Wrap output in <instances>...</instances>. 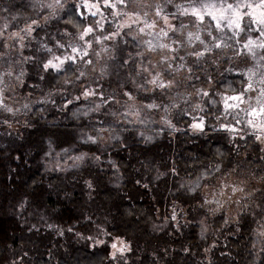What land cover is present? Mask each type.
Instances as JSON below:
<instances>
[{"label":"trees","instance_id":"obj_1","mask_svg":"<svg viewBox=\"0 0 264 264\" xmlns=\"http://www.w3.org/2000/svg\"><path fill=\"white\" fill-rule=\"evenodd\" d=\"M46 11L35 0H0V18L7 21ZM59 23L76 32L94 18L85 21L69 4ZM119 64L125 68L123 57ZM65 67L56 73L39 66L29 80L40 81L44 73L42 81L57 88L77 74L76 65ZM243 84L240 75L218 82L230 93ZM94 104L72 103L59 117H44L37 106L20 132L0 130V264H114L107 242L91 245L103 231L132 242L131 259L118 264H264V236L253 219L243 215L226 228L225 215H218V240L211 246L202 226L206 216L195 210L200 190L233 166L229 132L194 130L187 115L172 126L152 113L129 122L118 111H92ZM207 105V113L220 108L216 96ZM101 126L103 138L86 142ZM256 162L245 159L251 167ZM174 205L188 215L172 220Z\"/></svg>","mask_w":264,"mask_h":264},{"label":"rangeland","instance_id":"obj_2","mask_svg":"<svg viewBox=\"0 0 264 264\" xmlns=\"http://www.w3.org/2000/svg\"><path fill=\"white\" fill-rule=\"evenodd\" d=\"M174 2L177 4H184L185 0H174ZM74 3L79 5L80 0H67L65 8L58 12L59 18L49 20L42 30L37 29L33 33L34 38L31 40L26 37L24 47H13V41L8 40V46L2 49L4 56L0 58V73L9 70L13 73L11 78L7 76L4 77L5 83L8 85L5 91V103L13 108L15 114L13 115L0 110L1 132H6L7 134H11L10 132L12 131L20 132L22 121L25 122L24 120L32 115L31 113L37 106L42 107L41 111L44 110L42 112L44 117L49 115L59 117L61 112L66 109L64 106L66 100L73 99L75 96L79 95L82 88L86 85L98 88V90L104 92L106 97H115L119 103H109L107 106L101 105V108L112 110L116 113L118 111L119 114L126 110L123 106L126 98L123 97L121 93L123 91L133 90L134 95L137 97L134 103L137 108H140L141 116L152 113V115L158 118L157 120L159 122L165 125H169L168 121L171 122V125H174L176 122L175 120L181 115H187L192 119L191 127L194 123L198 122V118L201 116L204 117L205 127L212 126L220 128L219 126L221 123H234L231 117L227 119H217L221 113V108L215 113H207V104L210 96L203 97L197 95V90L203 89L210 93H219L220 95H216V97L218 98L220 107L223 95H234L244 88L245 78L241 74L254 68L259 57L264 56V51L256 50V59H253L250 55H237L236 49L241 48L247 38L251 37L255 39L257 34L255 32L241 34V36L237 38V40H239V43H237L236 40L228 39V36L231 35V33H228L225 36V42L228 43L230 47L215 49L210 56H206L196 63L194 62V57L186 55L188 52H193L203 47L194 39L191 44L186 42V34L188 32L196 33L198 31V29L191 24L192 17H179V20L188 24V27L180 34L170 32L168 39L161 38L160 41L155 40L153 36L138 34L135 28L132 30L125 29L124 31H130L129 35H122L112 41H104L101 45H97L93 41V47L90 50V58L93 60V65L87 67H83L80 63L76 65L77 72H86V77L82 78L84 83L77 80V74L74 78L67 81V83L64 82L57 88H51L42 81L43 78L41 77L44 76V73H41L39 76L40 81L29 80L32 70L38 69L43 62L50 58V54L44 49L43 45L46 44L48 47H52L53 52L59 55L60 50L54 46V41H59L65 45L69 42L76 45L82 43L78 40V34L83 30L71 32L69 28L59 23L67 6L69 4L74 5ZM155 3L164 4V0H143V4L148 5V7L143 8V11L149 12V21H156V27L152 31L154 33H159L161 28H166V25L163 20L156 17L154 12L151 11V6ZM133 7L134 6L130 5L129 9ZM164 7L166 13L175 12V8L172 5L165 4ZM135 10L140 11L141 8L137 7ZM48 14V10L46 12H41V16H48ZM40 17L28 15L21 21H7V19L2 16L0 18V28H2L4 24L10 25L7 29V33L10 34L13 31H18L19 27H26L32 19H39ZM110 19H112L111 26L106 23L104 31L97 32V36L102 37L116 30V20L111 17ZM40 22L44 24L43 20ZM170 22L174 24L178 23V21L172 20L171 17ZM92 24L95 26L94 23ZM207 30L206 25H201L199 28L201 38L206 42L209 39L206 34ZM211 31L213 35H221L217 33L215 29H211ZM65 33L68 34L66 35ZM133 37H135V39ZM172 38L178 39L184 44L179 54L185 57L186 66L191 67L193 71L191 73L184 70L175 72L174 86L163 92L145 93L137 91L136 84L143 82V76L135 75V67L143 66L144 63L150 61L149 67L155 65V70L161 71L163 73L162 78L168 80L171 79V77L163 72L167 65L160 64V61L163 56L175 55V53H168L167 50L157 49L156 51H149L143 42L151 39L153 43H169ZM86 39H91V37ZM104 47H107L109 51H102ZM92 52H98L99 57L92 55ZM41 53H43L44 56L41 55ZM120 57L125 59V68H122L119 64ZM172 63L175 68L181 62L177 60ZM259 64L264 65V60H259ZM102 69L104 70L103 74L101 73ZM119 69H121L122 72L119 71ZM226 69L229 71H226ZM259 71H264V68H260ZM21 72L23 75L20 76V80L17 81L15 77ZM226 75H240L244 79V84L237 92H226L221 90L218 86V82ZM250 95L254 97L256 93H250ZM146 96H150L151 102L160 105V108L155 110L142 108L143 104L150 102L145 99ZM81 101L85 100L82 99ZM89 101L95 104L100 103L99 100L95 99ZM75 102L79 101H74L73 103ZM129 103L131 104L133 102ZM25 104L28 105L27 108H24ZM197 104L200 105V108L196 107ZM34 113L40 115V110ZM132 118H134V120L139 119L137 117ZM5 120L7 121L6 124L3 123ZM239 127L241 129L239 134L229 133L234 149L235 161L233 166L222 171L212 182L206 184L200 190V196L194 203L196 205L195 210L201 214V216H206L205 220L202 222V226L209 234V243L211 246L218 240L215 234L216 229L218 230L216 227V217L220 214L225 215L223 224H225L226 228L231 224H236L241 216L246 215L249 216L250 219H253V228L259 233L264 232V228L261 227L264 225V134H262L261 140L257 141L252 135L251 129L245 128L243 124ZM239 136H243L244 139H240ZM233 137L236 138L233 139ZM248 156L254 161H257L255 166L251 167L250 164L245 163V159H247ZM239 160L241 162H239ZM222 185L242 187L244 191L232 194L231 187H227L224 191V195H220ZM229 197L231 198L229 199ZM205 200L219 201V204H205ZM172 209V215L175 213L176 217L179 214L182 217L188 215V209L184 206L174 205ZM209 209H213V211H209ZM257 209H260V211L256 212ZM175 221H177V219ZM108 234L107 231H103L100 237L92 241L91 245L94 246L95 244L99 245L103 242H107L110 246L111 255V253L116 251L111 248V244L116 243L117 247H120V242L123 241L124 244L130 245L131 250L126 251L123 256L117 253L116 259L112 260L114 264H118L121 261L128 262L129 259H131L130 252L132 251V242L124 237L111 236L112 238H108ZM219 238H221V236H219ZM97 241H100V243H96ZM151 256L154 255L151 254ZM159 260L160 259H158V261ZM159 264L165 263L160 261Z\"/></svg>","mask_w":264,"mask_h":264},{"label":"snow or ice","instance_id":"obj_3","mask_svg":"<svg viewBox=\"0 0 264 264\" xmlns=\"http://www.w3.org/2000/svg\"><path fill=\"white\" fill-rule=\"evenodd\" d=\"M35 3L40 6L41 10H48V16H41L39 19H32L26 27H19L18 31H13L10 34L7 33V29L10 25L4 24L3 27L0 28V58H3L4 56L2 49L8 46V40L13 41V47H24L26 37L31 40L34 38L33 33L37 29L42 30L49 20L58 19V12L65 8L67 0H46V2L45 0H35ZM165 4L172 5L175 8V12L166 13L164 7ZM130 5L134 7L129 9ZM73 7L76 9L77 15L85 21L89 16L94 18L95 26H93V24H86L83 31L78 34V40L82 42L79 45L71 42L65 45L59 41H54V46L60 50L59 55L53 52L52 47H48L46 44L43 45L44 49L50 54V58L41 65L44 72L51 71L63 73L67 71L65 67L66 65L75 66L78 63L83 67L93 65V60L90 58V50L93 47V41L97 45H101L104 41H112L122 35L127 36L130 34V31H124L125 29L132 30L135 28L138 34L153 36L157 41H160L161 38L168 39L170 32L180 34L188 27V24L179 20V17H192L191 24L198 29L196 33L188 32L186 34L187 43L191 44L194 39L203 46L202 49L186 53V55L194 57V62L196 63L204 59L206 56H210L215 49L230 47V45L225 42V36L228 33H231V35L228 36V39L236 40L237 43H239L237 38L240 37L241 34L249 32H255L257 34L255 39L251 37L247 38L246 42L242 44V47L236 49L237 55H250L253 59H256V50L264 51V0H185L184 4H177L174 0H164V4L155 3L151 6V11L154 12V15L163 20L166 25V28H161L159 33H154L152 31L156 27V21H149V12L143 11V8L148 7V5L143 4V0H80L79 5L74 3ZM137 7L141 8V10H135ZM110 17L116 20V30L111 34H105L102 37L97 36V32L104 31L106 23L111 26L112 19H110ZM170 17L172 20L178 21V23H171ZM41 20H43L44 24H41ZM201 25L207 26L208 30L206 34L209 38L207 42L201 38L199 32ZM211 29H215L216 32L221 35H213ZM65 34L67 35L68 33ZM88 37H91V39H86ZM133 38L135 39V37ZM143 43L147 46L149 51H156L157 49L167 50L168 53H175V55L163 56L160 61V64L167 65L163 72L171 77V79L168 80L162 78L163 73L161 71L155 70V65L149 67L150 61L144 63L143 66L135 67V75L143 76V82L136 84L137 91L145 93H155L157 91L163 92L174 86L175 72L184 70L191 73L193 71L191 67L186 66L185 57L179 54L181 48L184 47V44L178 39L172 38L169 43H153V40L150 39L145 40ZM102 51L108 52L109 49L104 47L102 48ZM92 55L99 57L98 52H92ZM177 60L181 63L174 68L172 62ZM259 60H264V56H260ZM259 60H257V64L254 68L241 74L245 78V86L239 93L222 96L220 103L221 113L217 117V119H227L228 117H231L234 121V123L228 124L221 123L219 126L220 130L239 134L241 131L239 126L243 124L245 128L252 130V135L257 141H260L262 134H264V71H259L260 68H264V65H260ZM103 71L104 70L102 69V74ZM226 71L229 70L226 69ZM22 75L23 73L21 72L15 77V79L19 81L20 76ZM5 76L11 78L13 76L12 71L9 70L0 73V110L14 115L13 108L5 103V91L8 88V85L4 80ZM85 77V71L77 72V80L81 83H84L82 78ZM250 93H256V95L253 97ZM121 95L126 98L123 105L126 110L120 114L125 120L133 122L131 120L132 117L139 118L141 116L140 108H137L134 103L137 97L134 95L133 90L123 91ZM197 95L209 97L220 94L198 89ZM82 99L85 101L92 99L99 100L100 103L94 104L91 109L92 111H99L101 105L107 106L109 103H119L115 97H106L103 91L86 85L82 88L79 95L75 96L73 99L66 100L64 106L68 107L74 101H81ZM145 99L150 102L143 104L142 108L147 110L160 108V105L151 102L150 96H146ZM129 102L133 103L130 104ZM211 103H215V101L210 100L209 104ZM27 107L28 105L25 104L24 108ZM196 107L200 108V105L197 104ZM112 115H115V113H112ZM139 122L143 123L144 121L143 119H140ZM3 123L6 124L7 121L5 120ZM168 124L169 126H172L170 121H168ZM192 128L201 132L204 131V117H199L198 122L194 123ZM105 131L106 129L101 126L96 130V136H88L86 142L96 143L98 138H103V133ZM235 138L236 137H233V139ZM239 138L244 139L243 136H239ZM81 158L82 157H78V159ZM216 171H219V168H217ZM89 187H91V185H89ZM227 187H231L232 194L244 191L242 187L222 185L220 195H224V191ZM230 198L231 197H229V199ZM212 203L219 204V201L205 200V204ZM209 211H213V209H209ZM171 219L174 221L177 219L175 213L172 215ZM261 227L264 228V225ZM69 231H71V229H69ZM260 235L264 236V232H260ZM89 239L91 238L89 237ZM96 243H100V241H97ZM120 243V247H117L116 243L111 244V248L116 250L111 253V259L113 260L116 259L117 253L123 256L126 251L131 250L130 245L124 244L123 241ZM261 251H264V248H262Z\"/></svg>","mask_w":264,"mask_h":264},{"label":"bare ground","instance_id":"obj_4","mask_svg":"<svg viewBox=\"0 0 264 264\" xmlns=\"http://www.w3.org/2000/svg\"><path fill=\"white\" fill-rule=\"evenodd\" d=\"M140 193H142V192H140ZM140 193H139L138 195H140ZM141 195H143V194H141ZM138 197H139V196H138ZM141 197H142V196H141ZM142 198H143V197H142ZM140 200H141V199H140ZM145 200H146V199H145ZM143 201H144V200H143ZM149 202H150V200H149ZM146 203H147V202H146ZM144 204H145V203H144ZM154 204H155V203H154ZM145 205H146V204H145ZM156 205H159V204H156ZM153 209H155V208H153ZM161 209H162V208H161ZM161 209H160V210H161ZM148 210L150 211V209H148ZM158 210H159V208H158ZM156 211H157V210H156ZM158 213H159V212H158ZM164 213H165V212H164ZM160 214H161V212H160ZM162 214H163V213H162ZM162 214H161V215H162ZM152 216H153V215H152ZM165 216H166V215H165ZM153 217H154V216H153ZM157 218H158V217H157ZM160 218H161V217H160ZM164 218H165V217H164ZM168 219H169V217H168ZM169 222H170V220H168V226L170 225V227H173V226H171V224H169ZM170 223H171V222H170ZM175 227H178V226L175 225ZM235 227H236V226H235ZM237 227H238V226H237ZM172 229H175V228H172ZM177 229H178V228H177ZM232 230H233V229H232ZM235 230H236V228H235ZM240 231H241V230H240ZM240 231L238 230V232H240ZM236 232H237V231H236ZM238 232H237V233H238ZM240 233H241V232H240ZM234 235H235V234H234ZM234 235H233V236H234ZM235 236H236V235H235ZM142 241H144V240H142ZM145 241H146V240H145ZM145 241H144V243H145ZM142 243H143V242H142ZM140 244H141V242H140ZM149 244H150V243H149ZM207 244H208V243H207ZM207 244H206V245H207ZM145 245H146V243L144 244V247L147 248V249H145V250H148L147 245H146V246H145ZM149 247H150V246H149ZM208 247H209V246H208ZM151 248H152V247H151ZM185 248H186V247H185ZM172 249H173V248H172ZM172 249H171V250H172ZM186 249H187V248H186ZM174 250H175V249H174ZM182 250H184V248L181 249V251H182ZM142 251H143V249H142ZM172 251H173V250H172ZM168 252H169V251H168ZM168 252H166V253H168ZM174 252H175V251H174ZM178 252H179V251H178ZM168 254H169V253H168ZM168 254H167V255H168ZM178 254H179V253H178ZM170 255H171V253H170ZM172 255H173V253H172ZM245 262H247V261H245ZM249 263H250V261H249ZM245 264H246V263H245ZM247 264H248V262H247Z\"/></svg>","mask_w":264,"mask_h":264}]
</instances>
